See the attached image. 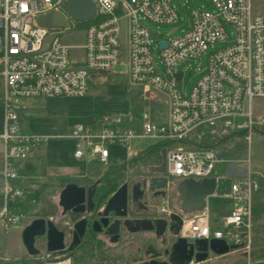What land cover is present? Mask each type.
I'll return each mask as SVG.
<instances>
[{"label":"built area","instance_id":"built-area-1","mask_svg":"<svg viewBox=\"0 0 264 264\" xmlns=\"http://www.w3.org/2000/svg\"><path fill=\"white\" fill-rule=\"evenodd\" d=\"M65 1L0 0V106L4 111V130L0 134L4 160L0 229L4 232L21 219L9 202L24 194L12 160L27 159L38 144L49 139H70L74 142V158L100 164L102 173L110 169L128 173L146 152L135 149L134 140L154 138L167 149L168 171L161 176L200 181L214 177L219 163L208 141L217 138V133L252 134V102L264 98V15L253 12L251 0H213L214 11L194 9L190 28L180 34L179 29L172 30L169 34L177 35L168 41L158 40V32L148 22L177 24L179 16L173 0H93L97 5L93 19L77 22L69 17L71 27L63 29L88 23L85 43L79 47L84 51L82 65L72 58L73 47L63 42L58 30L37 22L41 15L62 11ZM161 42L167 43L166 48L161 47ZM222 43L227 45L210 55L207 68L186 96L179 88L184 73L177 67L201 58L209 47ZM157 47L163 70L155 61ZM120 66L126 67L130 85L166 96V123L148 122L138 133L126 126V114L101 113L89 124L74 125L66 135L39 136L23 128L21 117L27 99L84 97L92 74L109 75ZM178 73L183 74L181 80ZM115 147L126 150L124 159H116ZM257 190L258 183L251 172L233 179L227 197L234 205L224 217V228L213 229L207 209L183 213L178 238L190 243L219 239L238 249H250L252 198ZM56 258L53 264H72L70 259Z\"/></svg>","mask_w":264,"mask_h":264},{"label":"rangeland","instance_id":"rangeland-1","mask_svg":"<svg viewBox=\"0 0 264 264\" xmlns=\"http://www.w3.org/2000/svg\"><path fill=\"white\" fill-rule=\"evenodd\" d=\"M251 3L255 14L264 15V0H251ZM173 4L179 16L177 24L157 25L148 22L149 27L158 32V40L168 41L174 35L187 31L192 23L194 9L215 10L213 0H173ZM74 26L70 30H58L56 33L60 34L65 44L73 47L72 58L82 65L84 51L79 47L85 43L86 26L83 24ZM174 29H179L177 34L170 35ZM226 45L227 43H222L209 47L201 58L185 61L177 67V71L184 73V79L179 85L182 93L186 96L190 94L207 68L210 55ZM155 61L159 69L163 70L158 47L155 51ZM25 105V115L22 114L21 124L28 132L39 136L66 135L71 132L74 125L89 124L94 116L101 113L126 114V126L138 133L142 132L144 124L148 122L164 124L168 117L166 96L156 90L130 85L125 66H120L109 75L92 74L88 93L84 97L32 98L27 99ZM251 110L254 122L252 134L217 133L218 138L208 141V145H212L211 148L219 159L213 175L230 173L232 179H240L251 172L258 183V190L254 192L252 198L254 216L250 230V249L231 251L229 254H232L235 262L232 264H264V98H255ZM3 130L4 111L0 106V133H3ZM158 142L154 138L134 140L135 149L151 153L133 166L128 174L139 173L144 167L160 166L162 157L154 152ZM73 143L70 139H49L33 147L27 159L12 160L19 176L17 183L24 194L9 202L10 208L20 215L21 219L8 232L0 229V264H53L58 260L56 258L58 254L48 251L46 236L38 237L36 240V248L40 254L30 256L22 241V231L34 219L39 218L46 220L54 218L59 226H62L61 222L67 223L69 220L61 217V210L58 207L59 185L69 180L80 182L89 176H98L104 171L98 163L88 164L84 160L74 158ZM113 152L116 159H124L126 156V150L122 147H115ZM233 205V200L225 196L216 195L209 199L206 209L214 230L224 228V217L229 215ZM257 207L260 216L255 212ZM129 247L124 244L111 247L106 245L100 251L95 248H90L89 253L82 250L75 257L58 256L61 260L70 259L72 264H96V255L103 259L107 257L112 263H119L132 258L133 253L129 251ZM223 259L211 253L205 262L192 264H219Z\"/></svg>","mask_w":264,"mask_h":264},{"label":"flooded vegetation","instance_id":"flooded-vegetation-1","mask_svg":"<svg viewBox=\"0 0 264 264\" xmlns=\"http://www.w3.org/2000/svg\"><path fill=\"white\" fill-rule=\"evenodd\" d=\"M155 153L161 155V151ZM158 176L156 168L144 167L141 172L135 174L126 172L122 174L101 173L98 176H89L80 182L69 180L59 185L60 193L67 184H77L86 190L84 201L81 203H77L76 199L71 197L64 199L61 203L59 195L58 207L61 210V217L69 220L67 223L61 222L62 226H59L54 218L47 219L64 234L66 253L61 256L75 257L82 250L89 253L90 248L100 251L106 245L111 247L124 244L127 247L132 246L129 247V251L133 253L129 261L126 259L119 263H112L109 258L105 257L103 259L96 255V264H141L151 260L172 264L185 260L190 254L189 245L191 243L186 241L182 249H179L180 245L176 244L178 238L173 234L175 220L172 219V215L175 214L181 218L183 223V212L181 211L178 190L181 181L170 180L168 177L163 176L167 179V188L157 193V191H152L151 188L157 185L158 182L155 179ZM124 185L127 187V206L123 209V211H127V217L124 219L148 220L151 222L149 225L155 229L157 228L155 221L162 220L161 225H164L165 232L161 239H158L155 230L129 234L121 227L117 238L107 233V229L102 225V219L105 218L104 212L108 201ZM91 189L93 190L92 200H89V190ZM134 194L140 197L136 201L132 199ZM91 203L93 205H90ZM89 206L92 208L90 212L88 211ZM141 208H144V210L138 211ZM106 218L109 219L110 224L122 223L124 220L116 217L114 212H111ZM82 221L85 222V229L84 234L81 236L80 223ZM65 224L68 226L65 227ZM100 228L101 231H97ZM46 239L48 244L49 238L47 235ZM162 241L166 242L165 246L161 244ZM180 250H182V255L179 253Z\"/></svg>","mask_w":264,"mask_h":264},{"label":"water","instance_id":"water-1","mask_svg":"<svg viewBox=\"0 0 264 264\" xmlns=\"http://www.w3.org/2000/svg\"><path fill=\"white\" fill-rule=\"evenodd\" d=\"M97 13V5L93 0H66L62 6V11H54L37 18V22L40 26L46 27L52 30H63L71 27L70 18L77 22H87L93 19ZM153 38L156 37L154 31H150ZM167 43L161 42V47L166 48ZM178 80L182 79L183 74L178 73ZM162 163L156 168L158 177L155 179L158 183L152 187V191L157 193L162 192L167 188V179L161 175H165L168 171L167 166V149L161 151ZM233 179L231 177H211L200 181L187 179L182 180L179 184V199L181 202V211L186 214L197 213L205 211L207 208L208 198L214 195L217 196H229L231 194ZM85 188L78 186L77 184H67L60 193L61 203L64 199L71 197L75 198L77 203L84 201ZM135 192V191H134ZM93 190H89V200H92ZM140 197L133 195V201L138 200ZM90 205H93L92 203ZM127 206V187L122 186L117 193H115L108 201L106 210L104 212V219H102V225L107 229V233L113 237H118L120 228H124L129 234H135L144 231H156L158 239H161L165 232L164 225H161L162 220H156L157 228L149 225L151 222L148 220H129L124 219L127 217V211H123ZM89 206L88 211H91ZM144 208L138 211H143ZM111 212L115 213L118 218H123V222L111 223L106 218ZM172 219L175 220L173 225V234L178 238L182 226V220L177 215H172ZM81 236L84 234L85 222L80 223ZM97 231H101L97 229ZM48 236L49 243L47 249L49 252L55 255H64L65 251V237L64 234L58 230V228L51 222L44 218L34 219L30 225H28L22 233L23 244L30 256H37L40 254L39 249L36 248V240L38 237ZM187 240L183 238L177 239V245L179 249H182L184 243ZM79 242V241H78ZM76 243V245L78 244ZM117 242V241H115ZM163 246L166 245L165 241H162ZM190 254L185 260L172 264H192L201 263L208 260L211 253L217 256L228 255L231 251L238 249L235 245H229L225 240L213 239V240H198L195 243H191ZM73 249V248H71ZM182 255V250H180ZM141 264H169L162 263L156 260Z\"/></svg>","mask_w":264,"mask_h":264},{"label":"crops","instance_id":"crops-1","mask_svg":"<svg viewBox=\"0 0 264 264\" xmlns=\"http://www.w3.org/2000/svg\"><path fill=\"white\" fill-rule=\"evenodd\" d=\"M0 134H2V133H0ZM2 149H3V146H2V143H0V205H2V203H3V191H4V181H3L4 160H3V155H2ZM214 177H231L232 178V175L230 173L215 174ZM214 196H216V195H214ZM211 197H213V196H211ZM211 197L208 198L207 205L209 204V199ZM225 197H227V196H225ZM255 212H256L257 216H260L258 207L256 208ZM253 216H254V214H253ZM22 233H23V231H22ZM231 255L232 254L221 256V257L224 258L222 261L220 260L221 263L219 261H214V262H219V264H232V263H235V262H233V256H231Z\"/></svg>","mask_w":264,"mask_h":264},{"label":"trees","instance_id":"trees-1","mask_svg":"<svg viewBox=\"0 0 264 264\" xmlns=\"http://www.w3.org/2000/svg\"><path fill=\"white\" fill-rule=\"evenodd\" d=\"M83 25H87L88 23H82ZM23 115H25V111H24V114ZM241 134L243 133H245V132H240ZM239 133V134H240ZM232 135H234V134H232ZM218 138V137H217ZM212 144V143H211ZM165 147V145L164 144H158V145H156L155 146V149H154V152H158V151H161L162 150V148H164ZM211 147H212V145H211ZM148 153H151L150 151H147V152H145L144 154H142V156L137 160V162L139 161V160H141L144 156H146V155H148ZM105 174H122L123 173V171H119V170H115V169H110V170H108V171H106V172H104Z\"/></svg>","mask_w":264,"mask_h":264}]
</instances>
